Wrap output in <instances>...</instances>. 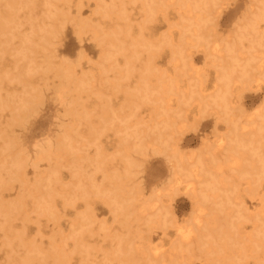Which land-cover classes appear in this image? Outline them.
Segmentation results:
<instances>
[{
  "label": "rangeland",
  "instance_id": "obj_1",
  "mask_svg": "<svg viewBox=\"0 0 264 264\" xmlns=\"http://www.w3.org/2000/svg\"><path fill=\"white\" fill-rule=\"evenodd\" d=\"M0 264H264V0H0Z\"/></svg>",
  "mask_w": 264,
  "mask_h": 264
},
{
  "label": "bare ground",
  "instance_id": "obj_2",
  "mask_svg": "<svg viewBox=\"0 0 264 264\" xmlns=\"http://www.w3.org/2000/svg\"><path fill=\"white\" fill-rule=\"evenodd\" d=\"M226 78V77H225ZM167 90L166 89H162V91H161V95H162V97H164V95L166 96L167 95V92H166ZM220 98V100L222 101V102H224V97L223 96H220L219 97ZM233 133H234V138L235 139H233V142H235V143H237L238 141H236L237 140V138H238V132H236L235 130H233ZM235 150V149H234ZM230 151H233V148L231 147L230 148ZM120 190V187L118 186V191ZM124 193H125V189H124V187H122L121 188V190L118 192V197H121V196H123L124 195ZM223 247H225V245L223 246Z\"/></svg>",
  "mask_w": 264,
  "mask_h": 264
}]
</instances>
